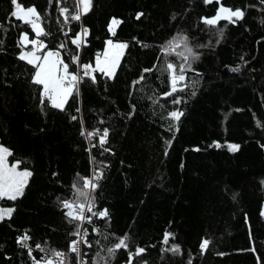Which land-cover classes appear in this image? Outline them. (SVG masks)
I'll use <instances>...</instances> for the list:
<instances>
[{"label":"trees","instance_id":"trees-1","mask_svg":"<svg viewBox=\"0 0 264 264\" xmlns=\"http://www.w3.org/2000/svg\"><path fill=\"white\" fill-rule=\"evenodd\" d=\"M20 2L36 7L49 33L40 37L48 47L39 53L65 44L60 51L70 71H78L70 59L77 51L71 39L84 28L89 35L79 50L82 63L94 65L109 39L128 47L114 79L99 73L95 84L84 79L61 111L46 99L41 103V87L32 82L35 69L18 59L32 48L18 46L20 34L34 39L35 33L11 16V0H0V144L32 173L22 196L0 200L15 209L10 219L0 221V264H33L32 257L55 264L56 251L66 253L64 264H75V254L68 251L75 225L61 201L78 199L71 187L78 174L100 171L93 210L107 209L108 216L83 225L93 245L83 246L87 264H125L127 252L118 251L114 258L107 252L125 234L130 250L146 249L134 264H264V215L254 222L252 248H237L245 242L238 239L245 230H228L250 183L259 182L264 208V3L223 0L245 9V17L210 28L201 18L214 16L218 6L204 0H92L79 21L71 20L77 0ZM61 7L68 9L67 23ZM138 13H143L139 19ZM113 18L121 21L115 36L109 32ZM180 35L189 37L199 59L178 85L184 90L164 98L169 76L161 69L181 64L177 53L184 49L164 55L161 48ZM145 68L153 71L133 86ZM177 97L181 103L173 104ZM177 109L184 115L173 121L168 113ZM97 128L108 129L104 148L110 151L98 146V137L81 135ZM230 144L240 145L239 150L229 151ZM166 231L173 234L168 244L163 243ZM25 233L31 237L26 242L31 257L17 243ZM204 239L210 243L201 252ZM173 245L179 253L167 251Z\"/></svg>","mask_w":264,"mask_h":264},{"label":"snow or ice","instance_id":"snow-or-ice-1","mask_svg":"<svg viewBox=\"0 0 264 264\" xmlns=\"http://www.w3.org/2000/svg\"><path fill=\"white\" fill-rule=\"evenodd\" d=\"M59 2V0H57ZM261 3H264V0H260ZM205 4H216L217 11L216 14L212 17H202L201 22L210 27L215 28L220 21H226L230 24H235L239 20H243L245 17V9L243 8H231L224 5L223 0H204ZM11 4L14 6V11L11 12V16L28 24L32 31L35 33L34 39H29V34L23 32L20 34V40L18 41V46L21 48L27 47L31 44L32 48L29 51H21L18 59L25 61L27 64L31 65L35 71L32 77V82L35 85L41 87V103H44L46 99L50 102L51 106L61 111L64 110V106L67 103L68 99L73 96V94L79 93V85L83 82L84 79H89L93 84L97 83V73L107 77L108 79H114L116 75L117 68L119 66L120 56L122 50L127 48L128 45L125 42H114L112 39L106 41L107 48L104 52V58L101 59L99 54L96 57L95 65L91 63H82L79 55V50L82 46L87 45L86 37L89 35L88 29L84 28L81 32L73 34L71 39L72 45L77 49L76 53L71 56V63L75 64L78 68V71H70V63L66 62L61 55V51L66 48L65 44H60L58 49H48L44 52L43 55H38L39 52L47 49V44L44 40H41L40 37H47L48 32L44 30L40 21L41 15L37 11L36 7L22 6L20 0H11ZM92 6V0H77V12L71 16V20L79 21L82 14H86L90 11ZM62 16L65 18V23L68 21L67 8L61 7L59 9ZM143 13L137 14V19L142 16ZM121 21L113 18L111 24L109 25V32L115 36L113 26L118 25ZM264 23V21H262ZM67 35V33H65ZM219 35L223 37V30H219ZM189 37L187 35H180L169 40L166 45L161 48V52L164 55H171L177 48L183 47L184 51L177 53V55L182 57L183 62L178 66L174 63H167L166 67L162 68V72H167L169 76V91L163 93L164 98L172 97L177 92L183 91V88L178 87L181 82L186 80V73L192 71V64L199 59V54L193 50V47L188 44ZM219 43V40H217ZM147 47V45H145ZM199 47H205V45H199ZM159 59V58H158ZM243 59V58H242ZM155 67V66H154ZM153 71V68L143 69L141 75L137 80L132 82V85H138L141 81L145 80V74ZM232 71H239V68H233ZM195 95V92L192 93ZM181 99L177 97L172 100L173 104L181 103ZM79 111V109H77ZM134 111V106H133ZM131 115V113H130ZM184 115L179 109L171 111L168 113L169 118L173 121H179L180 118ZM72 120H76V116L71 117ZM103 123V121H101ZM87 135L89 140L98 137V146L101 147L104 151H110L107 148H104V145L108 142L107 138L109 131L107 128H104L102 131L100 129H93L91 131L82 130L81 135ZM171 142L169 141V144ZM219 146V145H217ZM93 148L97 147L96 144L92 145ZM240 148V145L230 144L228 145L229 151L236 152ZM199 151V149H196ZM89 151H91L89 149ZM13 153L7 147L0 145V200L7 199L15 201L18 197L23 195L24 187L27 184L28 178L32 173L28 170L17 171L19 162L14 163L9 167L7 158L12 156ZM94 159V157H93ZM103 172H94L90 177H80L78 174V179L72 184V189L74 190V195L78 198L76 200H63L61 201L62 209L66 210L64 212L69 223L75 225L74 231L71 233V236L74 237L69 241L68 251L72 254H75V264H87L85 260L86 253L82 252L81 246L91 248L92 242L89 240V231L83 225L85 223L92 224L93 218L105 219L108 216L107 209L96 210L93 209L96 207V202L93 197V193L99 186V180L102 178ZM79 198H83L81 202ZM15 209L13 208H3L0 207V221H3L5 217L8 219L11 218L12 212ZM87 213V214H86ZM264 215V213H262ZM93 232L97 230L92 229ZM173 237L171 232L164 233L163 243L168 244L169 239ZM31 237L25 233L22 237L17 238V243L22 247L29 249V256H32V248L26 243L30 240ZM96 243H99L97 241ZM210 241L204 239L200 243L201 252L207 250ZM36 249H39L41 252H45V249L40 245L36 244ZM127 252V257L125 264H134L137 257H141L145 254L146 249L144 247L137 246L134 251L130 250L129 238L127 234L122 237H118L116 243L113 247L107 249L108 256L114 258L118 251ZM167 251H172L174 253H179L180 248L178 245H173ZM252 251H255L252 249ZM56 257H66V253L56 251L54 252ZM33 264H41V260H37L35 257H32ZM44 264H53L51 259L44 261ZM60 264H64V260H61ZM191 264V262H189Z\"/></svg>","mask_w":264,"mask_h":264},{"label":"rangeland","instance_id":"rangeland-1","mask_svg":"<svg viewBox=\"0 0 264 264\" xmlns=\"http://www.w3.org/2000/svg\"><path fill=\"white\" fill-rule=\"evenodd\" d=\"M118 25L113 26L114 30L117 28ZM123 51H124V49L122 50V54H123ZM103 54L100 55L101 59L104 58ZM122 54H121V56H122ZM38 55H41V54L38 53ZM121 56H120V59H121ZM119 63H120V61H119ZM7 160H8L9 167H11L12 164L18 162V161L12 160L11 156L8 157ZM23 170L30 171L29 169L21 168L20 162H19L17 171H23ZM29 179H30V177L27 180V184L24 187V190L28 185ZM259 187L260 186H259L258 181L250 183L248 185L245 193L243 194L244 196H243V201H242L241 205L239 207L233 209V211H232L230 221H231L233 226L231 225L232 227H230L228 230H234V229H238V228L245 230V232L243 233V236H241V238H240V235H239V238H238L239 242L242 241L240 239H244L245 242L243 244H242V242H241V244L239 243V245H237V248H248V249L252 248V234H253L254 222L259 218V216L262 213H264V208L262 207V203H261L260 197H259ZM0 207L12 208V207L1 206V205H0ZM5 218H7V217H5ZM237 242H238V240H237Z\"/></svg>","mask_w":264,"mask_h":264},{"label":"built area","instance_id":"built-area-1","mask_svg":"<svg viewBox=\"0 0 264 264\" xmlns=\"http://www.w3.org/2000/svg\"><path fill=\"white\" fill-rule=\"evenodd\" d=\"M81 250H82V252H83V245L81 246ZM84 253H86V252H84ZM86 255H87V253H86ZM86 259H87V258H86V256H85V260H86ZM54 260H55V264H60L61 260H64V263L66 262L64 257H56V256H55ZM86 261H87V260H86Z\"/></svg>","mask_w":264,"mask_h":264}]
</instances>
